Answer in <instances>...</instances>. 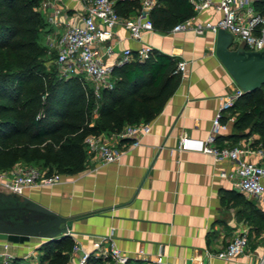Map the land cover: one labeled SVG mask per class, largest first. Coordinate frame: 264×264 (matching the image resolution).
<instances>
[{
    "label": "crops",
    "instance_id": "obj_1",
    "mask_svg": "<svg viewBox=\"0 0 264 264\" xmlns=\"http://www.w3.org/2000/svg\"><path fill=\"white\" fill-rule=\"evenodd\" d=\"M57 2L69 12H78L81 7L79 0ZM136 9L124 16H131ZM218 15L219 11L206 8L194 19L213 20ZM114 31L118 37L116 57L120 48L133 50L144 42L176 60H185L177 85L160 110L146 121V131L137 133L136 144L128 138L116 140L122 150L116 160L86 157L81 170L57 173L51 184L25 185L17 195L66 216L68 235L81 251L90 250L91 240L108 235L121 254L142 264L157 254L167 264H254L264 245V231H249L245 214L248 201L261 211L264 208L218 175L219 169H228L227 161L214 160L198 149L220 100L236 87L213 53L214 32L152 29L143 31L136 40L120 22ZM112 59L113 54L107 61ZM230 130L231 121L218 135ZM182 136L188 139L185 148L178 147ZM221 140L215 139L217 143ZM245 157L254 159L255 155ZM240 227L248 229L243 252L228 258L212 254ZM40 241L37 236L20 242L0 238V251L23 261ZM103 263L109 264L106 260Z\"/></svg>",
    "mask_w": 264,
    "mask_h": 264
},
{
    "label": "trees",
    "instance_id": "obj_2",
    "mask_svg": "<svg viewBox=\"0 0 264 264\" xmlns=\"http://www.w3.org/2000/svg\"><path fill=\"white\" fill-rule=\"evenodd\" d=\"M39 0H0V169L17 159L41 160L46 173L70 174L84 167L82 137L92 132H112L124 123L147 121L161 108L179 81L173 71L176 57L150 48L146 57H133L113 65V82L94 96L75 75L61 77L42 68L37 60L44 53L36 43L37 29L46 23L35 7ZM138 0H113L121 15L138 8ZM253 9L264 16V0H252ZM188 0H156L148 10L152 28L166 31L192 14ZM132 52H134L132 50ZM264 82L241 92L228 107L233 115L231 130L215 139L234 143L256 134L249 142L264 148ZM96 102L95 117L88 113ZM221 118H224L222 115ZM244 214V211H243ZM249 231L264 229V211L248 201L245 214ZM68 234L37 245L38 258L31 264H62L69 258ZM89 252L84 264H104ZM8 264H26L12 256ZM125 264H142L126 259Z\"/></svg>",
    "mask_w": 264,
    "mask_h": 264
},
{
    "label": "built area",
    "instance_id": "obj_3",
    "mask_svg": "<svg viewBox=\"0 0 264 264\" xmlns=\"http://www.w3.org/2000/svg\"><path fill=\"white\" fill-rule=\"evenodd\" d=\"M78 12L67 10V7L57 0H39L37 9L44 13L45 21L53 26L51 43L54 49V62L57 66V75L68 77L71 75L81 79L85 88L90 89L94 96L99 89L110 87L113 82L111 68L113 65L128 61L133 57L142 59L147 56L151 46L140 43L136 48L122 47L117 57L114 45L118 40L114 27L120 22L127 30L128 36L140 40L143 31L152 30L148 18V10L156 4V0H139V6L131 16H121L113 8V0H79ZM192 14L187 18L173 23L169 31L191 29L194 33H202L205 29L215 31L217 27L226 29L233 39L243 41L244 48L260 49L264 47V16L253 9L252 0H188ZM211 8L219 11L213 19L196 21L195 15L203 9ZM233 43V44H232ZM113 54V59L107 61ZM185 60L178 59L173 71L181 72L185 68ZM241 90L236 86L231 92L224 94L218 107L214 111L208 133L200 141L198 149L208 153L214 160L227 161L228 169H219L218 175L226 177L229 183L238 190L250 195L254 201L264 208V148L249 142L253 138L249 135L241 142L229 143L223 139L217 143L215 136L226 129L227 122L233 119L228 113ZM224 118H221V116ZM147 129V122L139 120L124 123L110 136L103 132L86 133L82 137V148L86 157H95L104 162L116 160L121 148L116 140L128 138L131 144L137 143L136 135ZM186 136L178 140V147L188 146ZM255 155L254 159L245 155ZM57 180V173H45L39 168L13 164L0 169V188L6 192L20 194L25 185L51 184ZM248 241V229L240 227L225 243L224 246L212 252L215 256L228 258L245 250ZM89 251H81L79 245L72 243L68 258L62 264H84L89 252L100 256L109 264H125L126 257L121 254L108 236H100L90 242ZM5 244H3V248ZM77 253L75 257L73 254ZM11 255L0 251V264H8ZM148 264H167L157 254ZM254 264H264V245L257 255Z\"/></svg>",
    "mask_w": 264,
    "mask_h": 264
},
{
    "label": "water",
    "instance_id": "obj_4",
    "mask_svg": "<svg viewBox=\"0 0 264 264\" xmlns=\"http://www.w3.org/2000/svg\"><path fill=\"white\" fill-rule=\"evenodd\" d=\"M231 34L224 28L214 31L213 53L241 92L251 91L264 82V47L231 45ZM69 219L27 196L0 190V238L20 242L29 236L41 241L68 234Z\"/></svg>",
    "mask_w": 264,
    "mask_h": 264
},
{
    "label": "rangeland",
    "instance_id": "obj_5",
    "mask_svg": "<svg viewBox=\"0 0 264 264\" xmlns=\"http://www.w3.org/2000/svg\"><path fill=\"white\" fill-rule=\"evenodd\" d=\"M39 12L43 16V19H45L44 13L40 10H39ZM52 34H53V26L48 24L47 22L38 27L37 34H36V43L39 46L43 47V49L45 51L42 55H39L37 57V60L44 70L53 71L57 75V66L55 65V62H54V49H53V46L51 43ZM233 41H234L233 42L234 45L237 43L243 42L242 40H238L235 38L233 39ZM263 89L264 88H261L262 91H263ZM95 106H96V102H94L92 104V106H90V107L87 106V108L90 109V112L88 113L89 122L93 121V119L95 117ZM102 132L106 136H110V133H111V132H106V131H102ZM14 164L19 165V166L32 165V166H35V167L39 168L40 170L44 171L45 173H46V169L48 166L47 164H45V165L42 164L41 160H39V159H32L30 161H23V160L17 159ZM53 172L54 171H51V173H53ZM0 190L3 192H6L2 188H0ZM248 224L250 226L251 222L250 223L248 222ZM262 230L264 231V229H262ZM38 254H39V250L35 247L34 251H31L27 255L23 256V261L26 264H31L32 262L37 260Z\"/></svg>",
    "mask_w": 264,
    "mask_h": 264
}]
</instances>
